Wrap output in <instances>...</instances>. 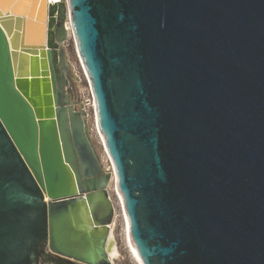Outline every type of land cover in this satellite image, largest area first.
<instances>
[{"label":"water","instance_id":"water-1","mask_svg":"<svg viewBox=\"0 0 264 264\" xmlns=\"http://www.w3.org/2000/svg\"><path fill=\"white\" fill-rule=\"evenodd\" d=\"M112 177L142 264H264V0H0V264H112Z\"/></svg>","mask_w":264,"mask_h":264},{"label":"rangeland","instance_id":"rangeland-1","mask_svg":"<svg viewBox=\"0 0 264 264\" xmlns=\"http://www.w3.org/2000/svg\"><path fill=\"white\" fill-rule=\"evenodd\" d=\"M36 9L34 8L33 16L35 15ZM64 48L68 54V59L73 64L75 73L77 77L79 78V81L75 83L76 85V95L77 99L80 103H82L84 110L87 113V120L88 125L90 129V135L93 142V145L95 147L96 153L99 156L100 162L104 169H108L110 164V161L108 159L107 154L105 153L103 143L100 139V136L96 134V127H95V119H94V109H92V105L90 104V89L89 84L87 81V78L82 70L81 64L78 60L74 40L72 35L68 36L67 42L64 45ZM89 100V102H87ZM98 136V137H97ZM102 143V144H101ZM115 185H113L112 181L109 186V196L111 198L115 216L112 222L111 226V233L114 237L115 244L118 250V256L113 260L112 264H137L135 262V259L133 258L132 253L129 251L128 248V242L125 232V224L124 219L121 215V208H120V201L118 196L116 195V192L114 194Z\"/></svg>","mask_w":264,"mask_h":264},{"label":"bare ground","instance_id":"bare-ground-1","mask_svg":"<svg viewBox=\"0 0 264 264\" xmlns=\"http://www.w3.org/2000/svg\"><path fill=\"white\" fill-rule=\"evenodd\" d=\"M48 1H57V0H46V3L48 2ZM69 30V29H68ZM88 81V80H87ZM94 109V108H93ZM94 115H95V112H94ZM94 119H95V116H94ZM96 131V134L98 135V136H100L99 135V133H98V131H97V129L95 130ZM97 136V137H98ZM100 139H101V141H102V138L100 137ZM103 143V142H102ZM101 143V144H102ZM106 153V152H105ZM109 169L110 170H112V166L110 165L109 166ZM112 183H113V185H114V177H112ZM114 191V194H115V192H116V195L118 196V197H120V200H121V203H122V198H121V196H120V194L118 193V191L115 189V190H113ZM122 208H123V206H122ZM124 211V210H123ZM123 219H124V224H125V232H126V237H127V242H128V248H129V251L132 253V255H133V258L135 259V262L137 263V264H142V262H141V260L139 259V257H138V254H137V252H136V250H135V248H134V246H133V244H132V242H131V239H130V237H129V234H128V229H127V219H126V216H125V213L123 212ZM107 252H108V255H109V258H110V260H111V262L113 263V260L118 256V250H117V247H116V244H115V240H114V237H113V235H112V233H110V237H109V239H108V242H107Z\"/></svg>","mask_w":264,"mask_h":264},{"label":"built area","instance_id":"built-area-1","mask_svg":"<svg viewBox=\"0 0 264 264\" xmlns=\"http://www.w3.org/2000/svg\"><path fill=\"white\" fill-rule=\"evenodd\" d=\"M58 3H63V4H66V0H57V1H48L47 4L48 5H54V4H58ZM66 28L68 30V35H71V31H70V26H69V23H66ZM66 44V43H65ZM90 89V88H89ZM90 95H91V99H90V104L92 105V109L94 108L93 106V98H92V94H91V91H90ZM87 102H89V100H87ZM119 198V201H120V208H121V215L123 217V208H122V203H121V200H120V197ZM114 216H115V212H114Z\"/></svg>","mask_w":264,"mask_h":264},{"label":"flooded vegetation","instance_id":"flooded-vegetation-1","mask_svg":"<svg viewBox=\"0 0 264 264\" xmlns=\"http://www.w3.org/2000/svg\"><path fill=\"white\" fill-rule=\"evenodd\" d=\"M55 264H81V263L63 259V260H56Z\"/></svg>","mask_w":264,"mask_h":264}]
</instances>
